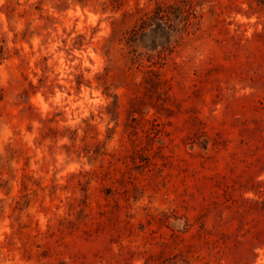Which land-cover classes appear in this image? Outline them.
Listing matches in <instances>:
<instances>
[{
	"label": "rangeland",
	"instance_id": "1",
	"mask_svg": "<svg viewBox=\"0 0 264 264\" xmlns=\"http://www.w3.org/2000/svg\"><path fill=\"white\" fill-rule=\"evenodd\" d=\"M0 264H264V0H0Z\"/></svg>",
	"mask_w": 264,
	"mask_h": 264
},
{
	"label": "trees",
	"instance_id": "2",
	"mask_svg": "<svg viewBox=\"0 0 264 264\" xmlns=\"http://www.w3.org/2000/svg\"><path fill=\"white\" fill-rule=\"evenodd\" d=\"M151 31H152V32H155L156 30H155V29H152Z\"/></svg>",
	"mask_w": 264,
	"mask_h": 264
}]
</instances>
